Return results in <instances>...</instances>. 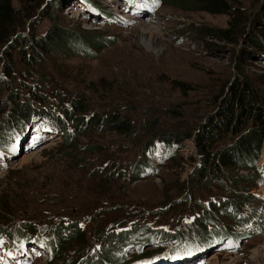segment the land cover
<instances>
[{"label": "rangeland", "instance_id": "rangeland-1", "mask_svg": "<svg viewBox=\"0 0 264 264\" xmlns=\"http://www.w3.org/2000/svg\"><path fill=\"white\" fill-rule=\"evenodd\" d=\"M92 1L89 7L88 0H12L15 31L0 43V63L13 68L8 77L3 74L7 87L0 105V132L17 97L29 107L46 108L50 115L52 108L68 107L75 120L71 144L40 116L20 136L14 152L0 149V225L33 220L46 229L54 219H78L90 238V252L94 246H106L94 231L110 229L111 220L125 222L124 217L133 214L134 224L145 220L185 228L188 217L190 221L198 208L200 215L207 207L232 225L227 237L210 231L213 239L206 247L195 244L191 232L167 244L145 243L142 249L166 246L159 252L163 257L155 256L158 259L148 264H264V139L259 154L245 158V166H220L211 175L205 168L209 155L195 142L200 127L240 79L264 97V44L258 32L264 29V0H227L226 12L199 9L194 0ZM99 9L108 15L99 14ZM236 9L246 18L233 41L218 32L233 21ZM52 25L85 34L88 42L101 35L103 45L91 42L86 53L52 50L40 54L35 64L23 62L19 44L27 50L25 37L42 35ZM242 49L251 51L253 58ZM71 99L83 108L72 111ZM110 113L129 119L132 130L106 128ZM97 115L103 119L99 124L93 122ZM175 131L190 135L178 142L162 140ZM14 132H6L0 147L9 146ZM234 138L231 130L225 131L210 154ZM229 200L242 201L235 215L249 217L250 224L247 220L242 226L233 219ZM141 211L155 214L143 216ZM244 226L251 232L241 234ZM237 230L240 235L231 237ZM76 240L67 241L64 250L73 248ZM185 245L189 250L181 252ZM32 247L0 238V264L50 263L48 254ZM169 249L184 256L172 261ZM140 251L138 246H117L107 260L117 264L118 258L127 260ZM187 252L192 256H185ZM52 260L64 262L61 257Z\"/></svg>", "mask_w": 264, "mask_h": 264}, {"label": "trees", "instance_id": "trees-1", "mask_svg": "<svg viewBox=\"0 0 264 264\" xmlns=\"http://www.w3.org/2000/svg\"><path fill=\"white\" fill-rule=\"evenodd\" d=\"M183 1L185 0H181V2ZM194 1L199 3V9L208 10L210 12H226L230 10L227 0ZM88 3H90L87 5L89 7H92V5L95 4L92 0H88ZM98 11L103 15H108V13L104 10L99 9ZM232 13L236 17L229 23L228 27L219 30L218 34L219 36L235 41L237 40V35L241 33L243 28L242 23L246 16L241 13L240 9L232 10ZM16 14L17 11L12 4V0H0V43H4L11 35H13L15 31V26L13 27V25ZM260 28L258 30L260 35L259 39L264 44V29ZM253 35L258 36L256 34ZM92 37L93 39L88 42L86 41L87 37L85 34L69 32L68 30L52 25L51 28H48L42 35L33 36L32 39L28 40L25 37L24 42L27 44V50H24V48L21 47V44H19V55L22 61L26 64H35L40 54L42 55L52 50L61 51L66 54L74 51H82L86 53L88 52L87 45L91 42L96 44L98 47H102L103 44L99 42V39L103 38V36L95 35ZM241 51L249 58H253L251 51L247 49H242ZM8 67L9 66H7V64L3 65L0 63V105L2 107L4 99L3 90L7 87V82H5L3 74L8 77L11 75V69H13L12 67ZM17 98L14 100L13 107L10 108L11 112L8 114L9 118H6V121H4L1 127V142L4 143L7 131L15 127H20L23 124V121L27 122L31 116H41L51 120L64 137V142L66 144H71L69 142V136L70 132L74 128L72 123L75 120V116L73 113L70 114L68 112V107H63L62 109L52 108V115H50L46 108L34 104H32V107H29L25 104L24 100ZM222 102L223 103L217 107L215 115H211V117L200 127V130L196 133L195 138V142L199 149L205 153L206 157L209 155L208 160H206L207 164L205 162V168L207 173L210 175L214 171L216 172L219 170L220 166L225 167L234 163H241L245 166L244 163L247 161L245 158L253 157L254 159L259 154L262 140L264 139V97L248 83V80L240 79L234 89L228 92L226 97H224ZM27 107H29V109ZM70 107L72 111L81 110L83 105L76 103L75 100L71 99ZM56 110L61 112L62 115L56 113ZM107 119L108 124L105 125V127L108 129L130 131L133 128L129 119L119 117L117 114L113 115L110 113L108 114L106 120ZM102 120L103 119L97 115L93 122L99 124ZM9 121L11 124H9ZM20 122L21 124H19ZM229 130H231L234 134V140L222 148L214 150V153L210 154V147L213 146L214 142L220 138V135ZM189 135V133L179 134V132L175 131L172 132V135H169L172 139H169V137H163L162 140L172 143V141H174L173 139H175V141L178 142L186 137H189ZM218 178H221V176H218ZM229 201L234 207L232 210L233 219L241 223L242 226L247 220L248 222L251 220L249 217L245 216L239 219L235 215V213L241 209L240 206L242 207L243 205H241L242 201ZM213 206H216V204ZM198 209L199 211L196 210L194 213V220L192 219L189 223H186L185 228L182 225H179L178 228L175 229L152 227L147 224L145 220L140 221L145 224H134L132 222L135 218V216H132L133 214L124 217L126 219L125 222H121L122 219H114V221L111 220L110 229L105 226L107 227L106 231L105 227L99 231H96V229L94 231V236L101 239L104 242L103 245L106 244V246L109 247L105 248V246L95 249L96 246H94L90 252L87 247V240L90 238L87 237V233L84 229L85 227L81 226L78 219L73 221L67 219L60 221L59 218L54 219L52 223H47L48 227L46 229L45 225L39 227L33 220L19 222L13 227L0 225V238L15 239L20 240L21 242L29 241L31 239L37 240L45 248L50 250L51 258L49 259V264L54 262L52 259H58L59 257H61V259L64 258L63 264H101L103 261L105 262L107 259H111L113 256L111 254L112 248L117 246L125 247L128 245L138 246V250L141 249L139 254H134L127 260L118 258L116 261L117 263L123 262V264H127L132 258L138 259L143 256L155 255L157 252L162 250L161 246L142 249L145 243H154L155 241L166 243L171 240H183L191 232L193 236H195V239H193V242L196 241L194 242L195 244L206 245L205 242H209L213 239L210 237V231H213L214 233L218 232V237H227L229 235L228 230H231L232 225L223 223L216 217L217 215L213 213L212 210L207 209V207L203 209L202 214L200 215L199 213L202 209ZM213 209L215 208L213 207ZM154 214L155 213L152 215H145L143 212L140 213V215L143 216H153ZM214 222L218 223L219 226L216 227ZM242 228L244 231H241V234L246 231L251 232V230L247 229L246 226ZM239 230L232 232L230 234L231 237L234 234L240 235V233H237ZM73 238L78 240H76L77 242H75L74 247L66 252V249L64 250V248H66L67 241ZM187 245L185 246L189 247ZM177 247L182 246L177 244ZM63 250L67 253L66 256L61 253ZM122 258L126 257L123 255Z\"/></svg>", "mask_w": 264, "mask_h": 264}, {"label": "bare ground", "instance_id": "bare-ground-1", "mask_svg": "<svg viewBox=\"0 0 264 264\" xmlns=\"http://www.w3.org/2000/svg\"><path fill=\"white\" fill-rule=\"evenodd\" d=\"M109 2V1H108ZM36 120H39V119H36ZM158 148H160V147H158ZM159 150V149H158ZM161 150V149H160ZM26 245H29V243H27ZM18 246V245H17ZM169 252H171V250H169ZM216 256V254L215 255H213V257H215Z\"/></svg>", "mask_w": 264, "mask_h": 264}]
</instances>
